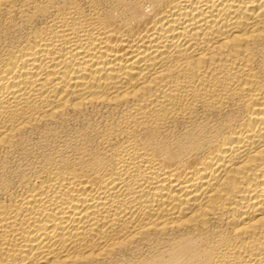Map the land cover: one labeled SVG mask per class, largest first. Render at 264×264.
Returning a JSON list of instances; mask_svg holds the SVG:
<instances>
[{
  "label": "bare ground",
  "instance_id": "obj_1",
  "mask_svg": "<svg viewBox=\"0 0 264 264\" xmlns=\"http://www.w3.org/2000/svg\"><path fill=\"white\" fill-rule=\"evenodd\" d=\"M0 264H264V0H0Z\"/></svg>",
  "mask_w": 264,
  "mask_h": 264
}]
</instances>
